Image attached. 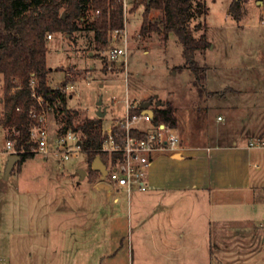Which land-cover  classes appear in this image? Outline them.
<instances>
[{
	"label": "rangeland",
	"instance_id": "obj_1",
	"mask_svg": "<svg viewBox=\"0 0 264 264\" xmlns=\"http://www.w3.org/2000/svg\"><path fill=\"white\" fill-rule=\"evenodd\" d=\"M132 1L124 0V30L106 47L97 45L84 24L71 37L57 33L47 40L49 85L74 78L67 106L80 118H94L101 99L107 125L125 117L126 104L152 100V109L156 101L170 104L182 148L264 137V0H243L238 22L228 12L231 0H203L205 16L190 23L204 22L210 42L196 53L204 70L198 85L174 34L165 42L156 33L139 35L143 7L132 10ZM160 16L152 11L149 19ZM113 48L125 54L109 59ZM45 118L49 152L24 160L20 173L15 167L7 179L0 127V263L264 264V224L258 226L261 233L253 229L264 211L260 189L186 191L153 200L148 191L128 195L94 188L82 153L62 161L55 152L63 116L48 112ZM79 168L87 171L86 180L76 176ZM93 176L97 182L99 176Z\"/></svg>",
	"mask_w": 264,
	"mask_h": 264
},
{
	"label": "trees",
	"instance_id": "obj_2",
	"mask_svg": "<svg viewBox=\"0 0 264 264\" xmlns=\"http://www.w3.org/2000/svg\"><path fill=\"white\" fill-rule=\"evenodd\" d=\"M242 4L243 0H231L228 7L229 14L237 22L244 15ZM139 7H143L139 35L146 37L156 33L165 42L169 34H174L182 47L184 65L194 77L193 84L198 85L204 70L196 60V53L207 50L210 42L204 22H197L193 27L190 23L205 16L204 1L133 0L131 9ZM152 11L161 12L155 22L149 19ZM80 24L93 33L100 48L106 47L112 41V33L124 29V0H0V75L3 84L0 126L6 132V138L15 141L14 150L20 156L17 163L20 165L35 156L31 149L37 144L31 139L30 130L38 124L39 115L61 114L62 126L58 132L70 129L81 135V153L90 167L89 176L92 177L89 182L94 183L93 175L99 176V172L91 169L95 157L98 156L103 164L109 161L106 154L99 152L104 139L103 119L80 118L78 110L70 109L67 93L60 87L74 78L68 75L60 86L52 88L48 83L51 69L46 62L47 35L61 33L71 37L80 30ZM201 29L202 33L195 36L194 33ZM32 80L33 89L30 86ZM215 93L207 92L208 95ZM152 110L155 125L164 123L174 128L176 119L170 104L155 106ZM140 112L138 107L130 109V114Z\"/></svg>",
	"mask_w": 264,
	"mask_h": 264
},
{
	"label": "built area",
	"instance_id": "obj_3",
	"mask_svg": "<svg viewBox=\"0 0 264 264\" xmlns=\"http://www.w3.org/2000/svg\"><path fill=\"white\" fill-rule=\"evenodd\" d=\"M123 30L114 31L112 39L114 40L115 36L120 35ZM51 38L52 35H47V40ZM124 54L123 49L113 48L109 52V59L114 60ZM30 86L32 89L34 88L33 80L30 82ZM60 88L63 92L71 94L75 86L69 83V85L66 84ZM135 107H138L137 103L126 104L124 118L112 121L107 125L102 124L101 131L104 139L99 149V152L106 154L109 158L108 163L104 164L106 175L102 181L108 186V189L123 190L128 195L133 189L138 191L147 189V169L157 151L172 152L179 148L178 137L173 127L164 123L155 125L152 118L143 114L142 111L130 114V109ZM143 122H147L149 127H144ZM80 136L79 133L70 129L65 132L57 131L55 152L60 155L62 161L67 160L70 156L81 154ZM30 137L37 144V147L32 148L31 152L35 155L49 152L46 146L45 113L39 115L38 124L30 130ZM14 144V140L6 138L5 151L17 155ZM246 148L264 150V138L250 139ZM261 249L264 250V241L261 243Z\"/></svg>",
	"mask_w": 264,
	"mask_h": 264
},
{
	"label": "crops",
	"instance_id": "obj_4",
	"mask_svg": "<svg viewBox=\"0 0 264 264\" xmlns=\"http://www.w3.org/2000/svg\"><path fill=\"white\" fill-rule=\"evenodd\" d=\"M3 131L6 139V132L4 129ZM5 153L10 155L9 152ZM18 162L14 164L10 174L15 167L17 173H20ZM81 169L86 172L84 176L88 175L85 169H77L76 176L79 181L86 180L84 176L80 178L78 175ZM100 182L99 176V180L91 185L99 188ZM146 185L145 191L149 192V198L153 200H157L160 195L179 197L186 191L199 190H242L249 193L260 189L264 193V150L247 149L245 143H234L232 146L179 147L172 152L157 151L147 169ZM261 218L253 228L260 233L258 226L264 224V211L261 212Z\"/></svg>",
	"mask_w": 264,
	"mask_h": 264
},
{
	"label": "water",
	"instance_id": "obj_5",
	"mask_svg": "<svg viewBox=\"0 0 264 264\" xmlns=\"http://www.w3.org/2000/svg\"><path fill=\"white\" fill-rule=\"evenodd\" d=\"M101 104L102 101L101 99L98 100L97 102V112H96V116L98 118H103L104 115L106 114V110L101 108ZM152 104V100H147V101H142L140 103H138V108L141 109L143 114L148 115L150 118H153V110L150 108ZM155 106H160V102L156 101L155 102ZM20 160V156L18 155H14V154H10L7 157V161L5 164V168H4V178L7 179L8 176L10 175L14 164ZM91 169L99 172L100 174V180L101 182L99 183V188L108 189V186L102 181L104 176L106 175V169H105V165L103 164V162L100 160V158L97 156L95 157V159L92 162L91 165ZM84 174H86V172L84 170H80L78 172V175L80 178H82L84 176Z\"/></svg>",
	"mask_w": 264,
	"mask_h": 264
}]
</instances>
